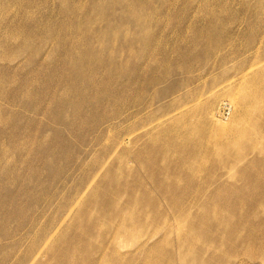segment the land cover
<instances>
[{
	"label": "rangeland",
	"instance_id": "rangeland-1",
	"mask_svg": "<svg viewBox=\"0 0 264 264\" xmlns=\"http://www.w3.org/2000/svg\"><path fill=\"white\" fill-rule=\"evenodd\" d=\"M0 264H264V0H0Z\"/></svg>",
	"mask_w": 264,
	"mask_h": 264
},
{
	"label": "bare ground",
	"instance_id": "bare-ground-1",
	"mask_svg": "<svg viewBox=\"0 0 264 264\" xmlns=\"http://www.w3.org/2000/svg\"><path fill=\"white\" fill-rule=\"evenodd\" d=\"M202 37V36H201ZM93 41V40H92ZM86 47V46H85ZM89 50V49H88ZM92 50V49H91ZM97 50V49H96ZM92 53V52H91ZM91 55V54H90ZM95 56V55H94ZM106 56V55H105ZM74 57V56H73ZM73 57H72V59H73ZM85 58V57H84ZM118 58V57H117ZM92 60V59H91ZM82 75V74H81ZM85 81V80H84ZM28 133V132H27ZM109 180H110V177H109ZM111 183V182H110ZM109 183V184H110ZM115 192V191H114ZM115 194H116V192H115ZM115 194L113 193L112 195H113V197H115ZM109 195H111V194H109ZM110 198H111V196H110ZM107 201V200H106ZM105 202V201H104ZM110 204V203H109ZM97 205V204H96ZM104 209V208H103ZM108 209V208H107ZM99 210V209H98ZM103 213V212H102ZM103 215V214H102ZM113 215H115V213L113 214ZM110 216V215H109ZM106 217V216H105ZM110 218H112V217H110ZM68 247H70L69 245H68ZM67 249V248H66ZM77 249V248H76ZM87 249H89L88 247H87ZM86 251V250H85ZM75 253V252H74Z\"/></svg>",
	"mask_w": 264,
	"mask_h": 264
}]
</instances>
